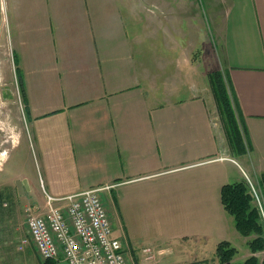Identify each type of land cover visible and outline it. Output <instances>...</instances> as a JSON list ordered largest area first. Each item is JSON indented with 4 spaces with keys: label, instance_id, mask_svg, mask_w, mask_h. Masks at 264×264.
<instances>
[{
    "label": "crops",
    "instance_id": "0c3cea01",
    "mask_svg": "<svg viewBox=\"0 0 264 264\" xmlns=\"http://www.w3.org/2000/svg\"><path fill=\"white\" fill-rule=\"evenodd\" d=\"M143 1L3 0L0 37L14 50L28 126L17 144L39 162L32 177H14L16 191L27 205L47 207L49 196L65 207L101 187L134 264H219L220 240L248 244L222 186L249 174L264 192V0H206L211 24H199L196 43L190 23L148 14ZM189 46L212 51L211 69L228 79L252 145L235 162L200 163L232 148L214 123L208 68L193 49L182 62ZM130 223L153 230L135 237Z\"/></svg>",
    "mask_w": 264,
    "mask_h": 264
},
{
    "label": "rangeland",
    "instance_id": "374dc122",
    "mask_svg": "<svg viewBox=\"0 0 264 264\" xmlns=\"http://www.w3.org/2000/svg\"><path fill=\"white\" fill-rule=\"evenodd\" d=\"M143 2H145L143 8L144 10H147L148 14L160 10L164 12L163 14L165 15L167 14V12L169 14H172V16H170L174 19L175 24L185 23L188 26V23H190V29H192L193 32L192 41H194V43L197 42L195 38L196 32H198L197 28L199 27V24H202L205 19L208 20L209 25L211 24V21L209 19L210 12H208L209 7L206 5V0H144ZM0 38V115L2 118L0 129H2L1 132L6 135L3 137L0 135V142L3 141L5 137H7L8 140L3 145L0 143V152H2L0 156H2V158L3 156L7 157V153L9 154L10 150H12V148H14V146L16 145L15 149H13L10 154L12 158L7 161L6 164L5 159L0 160V193H2L3 195L0 200V264H41L42 259H40L39 252L36 249L34 240L33 238H31L28 219L30 218V212H33V214H38L44 212L47 207L33 206L30 204L27 205V203H25L20 198L18 191H16L17 180L14 179V177L16 176L27 178L28 176L32 177V174L35 175L36 170L39 167V162L35 151L27 149V141H23L21 145L17 144L18 142L25 139L28 135V126L25 120L24 100L23 96L21 95V84L18 76L19 72H17V64L14 60V50L12 49L9 38L6 36V31H4L3 35L1 34ZM203 48L205 47L201 46L200 48H198L197 46H194L193 48L189 46L188 48H183V52H179V54L180 57L183 56L182 62H184L188 57L186 55V52H189L193 49L195 53L194 57L199 59V62L203 64L204 67L208 68L207 70L210 72L209 76L211 85L209 92L211 93L213 99L216 100V105L214 106V123L216 121L218 123L217 126L222 131H224L226 135H228L232 151H223L219 155H217V157L205 158V160L201 161L200 163L205 164V162H214L217 160H231L235 162L236 158L239 159L238 157L248 151V149L251 148L252 145L248 138V134H246L245 126L240 120V117H238V110L233 102L231 89L229 87L228 79H226V75L224 76L222 72L211 69L212 62L209 61V55L210 57L212 56V51L210 50L211 53H208L207 50H205L203 51L205 53L204 54L202 52ZM213 49L214 46H212V50ZM213 71H217L220 74V79L224 80V87H226L228 97L232 101L231 109L235 113L233 112L231 115L237 125L235 127H238L237 132L241 134L242 138V141L240 140L238 142V145H235L231 141V134L229 133L230 130L233 131L235 127L233 128L232 123H230V110H224V108L222 107L223 105L221 104V100H219L216 96L217 88H215L214 86L213 77L211 75ZM245 177L246 178H244L243 180L247 182L250 193H253L254 198L252 200V204L255 205L258 210L259 218L257 219V223L260 224L263 228L262 234H260L261 232L258 233V231L253 232L250 235L246 236V240L248 243L249 241L255 240L257 237H260L263 241L260 242L259 245L264 246V192H262L258 181L252 178L249 174H246ZM259 181L263 186L264 181L262 180V174L259 178ZM255 192L258 193L261 197L259 201L256 198ZM231 215L232 217H234L233 214ZM231 215L229 214V216ZM135 221L136 220H133V222ZM221 227H219L218 225H212L209 229L213 232H219ZM233 227L238 230L240 235H243L239 231V229L236 228V217H234ZM129 228H132V223H130ZM173 228L174 226L165 228L166 232H163L162 234L172 236L175 233L174 231H172ZM149 230H153V227H149L148 231ZM145 231V227L132 228V232L135 237L140 236L143 233L147 234L148 231L147 233ZM232 231L234 232L235 230L233 229ZM24 240H28V242L23 245ZM222 241L229 242V246L231 247H236V251L233 252V255L231 257L232 263H244L243 261H245V259L254 256L256 258L258 257L257 264H263L264 247L257 249L256 252H253L248 243L247 247H244L243 251L241 252L240 246H238L230 239L220 240V245ZM218 246H216L215 248V254ZM182 251H184V249H182ZM180 255H182V253ZM216 255L218 256V254ZM215 256H213V258ZM160 264L192 263H190V260L186 262L185 260H170V262L162 261V263Z\"/></svg>",
    "mask_w": 264,
    "mask_h": 264
},
{
    "label": "built area",
    "instance_id": "2783aa9c",
    "mask_svg": "<svg viewBox=\"0 0 264 264\" xmlns=\"http://www.w3.org/2000/svg\"><path fill=\"white\" fill-rule=\"evenodd\" d=\"M101 190L88 189L66 197L65 207L57 206L48 196L44 212H30L31 238L42 258L62 257L68 264H134L114 232Z\"/></svg>",
    "mask_w": 264,
    "mask_h": 264
},
{
    "label": "trees",
    "instance_id": "16d2710c",
    "mask_svg": "<svg viewBox=\"0 0 264 264\" xmlns=\"http://www.w3.org/2000/svg\"><path fill=\"white\" fill-rule=\"evenodd\" d=\"M211 75L213 77L214 86L215 88H217L216 96L219 100H221V104L223 105L222 107L224 108V110H230L229 113L231 115L234 111L231 109L232 101L228 97L226 87H224V80L220 79V74L217 71H213ZM230 123H232L233 128L237 126L234 122V118H232V115L230 118ZM237 131L238 127H235L233 131L230 130L229 133L231 134V141L235 145H238V142L240 140L242 141L241 134H239V132ZM262 180L264 181V173L262 174ZM221 194L223 206H225L227 212L230 215L233 214L234 217H236V228L239 229V231L243 235L247 236L256 231H258V233L261 232L260 234H262L263 228L260 224L257 223V219L259 218L258 210L256 206L252 204V200L254 197L253 194L250 193L246 181L242 180L240 182H230L228 184L223 185L221 188ZM2 196V193H0V200ZM262 241L263 240L260 237H257L255 240L248 242L253 252H256L257 249L264 247L262 245H259ZM217 248L218 249L216 251V254H218L220 264H237L231 262V257L233 255V252L236 251V247H231L229 246V242L222 241L221 245L219 244ZM44 261V264L56 263V261H53L51 259H45ZM243 262L244 263L238 264H257L258 257L256 258L254 256H251L245 259V261Z\"/></svg>",
    "mask_w": 264,
    "mask_h": 264
},
{
    "label": "flooded vegetation",
    "instance_id": "af4514ba",
    "mask_svg": "<svg viewBox=\"0 0 264 264\" xmlns=\"http://www.w3.org/2000/svg\"><path fill=\"white\" fill-rule=\"evenodd\" d=\"M3 3L4 2H2V0H0V21H1V18H2V10H3ZM1 39V38H0ZM1 115H0V124L2 123V121H1ZM2 131V129H0V135L3 137V136H6V135H4V133L3 132H1ZM8 140H7V137H5V139H3V141H1L0 143L3 145L5 142H7Z\"/></svg>",
    "mask_w": 264,
    "mask_h": 264
},
{
    "label": "water",
    "instance_id": "95a60500",
    "mask_svg": "<svg viewBox=\"0 0 264 264\" xmlns=\"http://www.w3.org/2000/svg\"><path fill=\"white\" fill-rule=\"evenodd\" d=\"M17 184H18V186H19V188H20V186H21V181H20V180H17Z\"/></svg>",
    "mask_w": 264,
    "mask_h": 264
}]
</instances>
